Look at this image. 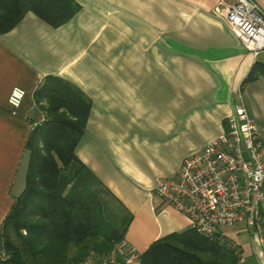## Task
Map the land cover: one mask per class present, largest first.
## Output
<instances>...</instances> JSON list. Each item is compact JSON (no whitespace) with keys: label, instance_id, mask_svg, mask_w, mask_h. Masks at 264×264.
I'll return each instance as SVG.
<instances>
[{"label":"crops","instance_id":"obj_1","mask_svg":"<svg viewBox=\"0 0 264 264\" xmlns=\"http://www.w3.org/2000/svg\"><path fill=\"white\" fill-rule=\"evenodd\" d=\"M72 1L80 9L60 27L28 12L0 35V233L25 187L27 139L46 117L36 93L59 80L90 106L77 155L131 213L125 243L141 254L189 228L150 193L226 130L234 105L264 140V78L242 87L264 51L253 57L216 14L233 0ZM251 1L264 12V0ZM14 88L26 93L16 115ZM227 234L243 264H264L254 236Z\"/></svg>","mask_w":264,"mask_h":264},{"label":"trees","instance_id":"obj_2","mask_svg":"<svg viewBox=\"0 0 264 264\" xmlns=\"http://www.w3.org/2000/svg\"><path fill=\"white\" fill-rule=\"evenodd\" d=\"M79 9L72 0H0V35L28 12L60 27ZM259 78L264 64L255 63L242 87ZM35 100L46 101V117L26 142L25 187L2 222L0 245L9 258L1 264H84L92 254L118 253L133 217L77 155L90 106L59 80L45 83ZM139 255L141 264H243L240 246L203 238L189 228Z\"/></svg>","mask_w":264,"mask_h":264},{"label":"built area","instance_id":"obj_3","mask_svg":"<svg viewBox=\"0 0 264 264\" xmlns=\"http://www.w3.org/2000/svg\"><path fill=\"white\" fill-rule=\"evenodd\" d=\"M216 14L253 57L264 51V12L251 0H233ZM26 96L14 88L8 98L16 115ZM239 99L240 94H239ZM226 130L202 151L186 157L175 177L161 180L150 193L188 220L197 235L236 247L227 232L240 227L260 244L264 256V140L242 104L233 107ZM111 264H141L124 241ZM0 245V264L8 260Z\"/></svg>","mask_w":264,"mask_h":264},{"label":"rangeland","instance_id":"obj_4","mask_svg":"<svg viewBox=\"0 0 264 264\" xmlns=\"http://www.w3.org/2000/svg\"><path fill=\"white\" fill-rule=\"evenodd\" d=\"M238 240L241 244H246V243L248 244L252 241L250 238V234L248 232H243V234L238 237ZM117 254H118L117 252H114L108 258H103L99 255L92 254L87 258L84 264H111V262L113 263L118 257Z\"/></svg>","mask_w":264,"mask_h":264}]
</instances>
